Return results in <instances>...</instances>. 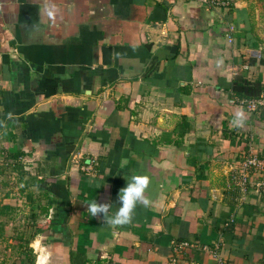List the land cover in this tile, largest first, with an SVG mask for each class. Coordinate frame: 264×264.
<instances>
[{"label":"crops","instance_id":"crops-1","mask_svg":"<svg viewBox=\"0 0 264 264\" xmlns=\"http://www.w3.org/2000/svg\"><path fill=\"white\" fill-rule=\"evenodd\" d=\"M248 4L0 0V142L20 153L23 186L48 193L37 224L56 220L30 243L36 264H70L71 250L89 264H170L181 240L218 246L224 264H264V117L231 102L239 74L264 87ZM249 155L262 164L242 184ZM135 174L151 178V206L122 228L93 218L88 204L114 213ZM179 258L216 264L201 247Z\"/></svg>","mask_w":264,"mask_h":264},{"label":"rangeland","instance_id":"rangeland-1","mask_svg":"<svg viewBox=\"0 0 264 264\" xmlns=\"http://www.w3.org/2000/svg\"><path fill=\"white\" fill-rule=\"evenodd\" d=\"M245 3L250 4L248 5L252 11L250 10L251 15L249 16V23L252 25L253 30L256 28L255 32H257V38L263 40V42H261V46L264 50V0H250V2L249 0L248 2L245 0ZM260 51H262V49ZM9 153L10 152L4 148V142L1 141L0 163L4 164V166H6V162L12 163L15 161L8 159ZM3 170H5L3 172L4 174L0 173V261L4 256L7 258V264H10L12 262L14 263L16 261H20L22 258L21 255L25 250L24 246H20V240L17 238V236L24 234L26 235L25 237H28L29 234L34 230L33 228L30 229L28 225L29 221H31L29 220V212L31 209H33L29 203L31 194L33 197L35 194H40L42 198L40 201L42 204H47L48 198L44 197L41 191L36 192L35 189L31 187L32 181L27 183L29 190L25 189L21 192L23 183L18 181L17 175L15 173H9L8 169ZM38 228L41 229L38 231V234H40L39 236H42L43 241H47L46 237L51 231L49 222L46 221L41 223V225H38ZM43 237H45V239ZM39 239L41 238L39 237ZM34 241L32 244L34 245L35 243L36 245L38 240Z\"/></svg>","mask_w":264,"mask_h":264},{"label":"trees","instance_id":"trees-1","mask_svg":"<svg viewBox=\"0 0 264 264\" xmlns=\"http://www.w3.org/2000/svg\"><path fill=\"white\" fill-rule=\"evenodd\" d=\"M253 30V27L251 28V31ZM250 63H253V59H250ZM232 92L236 98H255L258 97L261 93V90L263 89L262 84L258 80H249L245 78L244 76H241L240 74L235 76L232 80L231 85ZM264 117V109H261V118ZM20 153L18 151L10 152L8 154V159L15 160L14 162H6V166L4 164L0 163L1 171L0 173H3L5 170L8 169L9 173H15L17 175L18 181L23 183L24 177L27 174V170H25L23 163L20 160ZM4 174V173H3ZM36 183H41V179H38L34 181ZM25 183V182H24ZM36 185V184H35ZM21 192L28 189L27 183L25 186L21 187ZM26 189V190H27ZM29 190V189H28ZM40 191V190H39ZM42 195L46 198H48L47 191H41ZM34 195V197L31 194L30 197V206L31 209L29 212V228H33L34 230L29 234L28 237H25L26 235L20 234V236H17V238L20 240V246H24L25 250L22 253V258L26 257V261L28 264H36L35 259L36 255L33 252V248L30 246L31 241L34 239V237L38 234V231L41 230L38 228L37 220L40 217V215L47 217L51 208V205L49 203L42 204L41 203V196L40 194ZM38 210V211H37ZM59 210V209H58ZM58 212V211H57ZM55 218H50V227L55 224ZM56 225V224H55ZM21 258V259H22ZM70 264H89V260L82 254H79L75 250L70 251Z\"/></svg>","mask_w":264,"mask_h":264},{"label":"clouds","instance_id":"clouds-1","mask_svg":"<svg viewBox=\"0 0 264 264\" xmlns=\"http://www.w3.org/2000/svg\"><path fill=\"white\" fill-rule=\"evenodd\" d=\"M245 119V113L242 110H237L231 124L234 127H243ZM150 183L151 178L148 175H132L127 179L126 186L119 191L118 199L121 206L114 213L111 211L110 203H97V200L88 204L87 211L93 218L102 217L104 224L111 228L128 226L132 224L138 207L148 208L151 206L152 200L147 195Z\"/></svg>","mask_w":264,"mask_h":264},{"label":"built area","instance_id":"built-area-1","mask_svg":"<svg viewBox=\"0 0 264 264\" xmlns=\"http://www.w3.org/2000/svg\"><path fill=\"white\" fill-rule=\"evenodd\" d=\"M199 1L204 7L207 9H220L226 8L229 5V0H197ZM232 28L228 30V41L230 43L233 42L234 37L231 35ZM246 55L253 56L256 58H260L261 51L259 48H247ZM247 65H244L246 68ZM232 103L238 104L242 106L249 115H259L261 113V109H264V87L261 90V93L258 97L255 98H234L231 99ZM262 164V162L255 156L249 155L247 156L244 161L242 162L240 174H241V182L242 184L246 181L247 171L258 167ZM93 160L90 159L88 162L83 165V169L88 173H95L93 167ZM201 247L203 250L210 252L213 255V258L216 264H224L222 255L218 251V246L215 248H210L207 245H200L196 241H188V240H181L176 241L173 244V252L174 254L170 257V264H180V256L186 251L188 248H196Z\"/></svg>","mask_w":264,"mask_h":264}]
</instances>
